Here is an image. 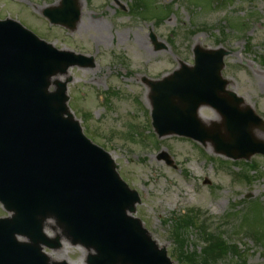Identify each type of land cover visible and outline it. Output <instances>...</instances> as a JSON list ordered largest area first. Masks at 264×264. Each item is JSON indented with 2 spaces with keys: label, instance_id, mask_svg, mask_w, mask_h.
Wrapping results in <instances>:
<instances>
[{
  "label": "rangeland",
  "instance_id": "1",
  "mask_svg": "<svg viewBox=\"0 0 264 264\" xmlns=\"http://www.w3.org/2000/svg\"><path fill=\"white\" fill-rule=\"evenodd\" d=\"M77 1L81 14L72 29L51 25L41 16L44 8L59 6L61 0H0V18L20 21L56 48L94 58L92 66H72L60 75V80L71 78L68 106L84 134L109 152L121 178L137 190L141 202L133 215L175 264L179 263L172 257L176 243L170 219L185 217L182 213L189 208H199V217L183 230L187 251L201 253L203 243L194 229L205 223L219 228L226 247L236 246V255L227 253L214 264H264V156H250L247 161L256 166L249 168L215 154L210 143L158 137L145 103L148 88L142 82L144 76L157 79L172 72L180 61L191 65L197 44L223 47L230 51L222 69L227 88L264 119V0H214L212 5L211 0ZM169 4L164 14L160 7ZM151 15L162 19H143ZM238 23L242 26L234 27ZM150 32L162 48H155ZM200 112L208 125H220L211 108L203 106ZM219 132L223 135V126ZM254 132L264 141V130ZM162 152L175 167L157 158ZM6 215L0 206V216ZM247 230L258 237L249 232L238 239ZM46 232L54 238V231ZM45 252L60 257L55 261L73 264H85L88 253L66 240Z\"/></svg>",
  "mask_w": 264,
  "mask_h": 264
},
{
  "label": "water",
  "instance_id": "2",
  "mask_svg": "<svg viewBox=\"0 0 264 264\" xmlns=\"http://www.w3.org/2000/svg\"><path fill=\"white\" fill-rule=\"evenodd\" d=\"M61 7L44 14L74 27L78 5L63 0ZM225 54L197 45L193 66L181 63L161 80L143 79L153 126L159 135L211 141L216 153L248 159L264 154V142L253 135L256 128L264 130V122L225 89ZM91 60L55 49L15 21L0 20V201L14 212L0 218V264H49L39 244L57 247L61 237L93 249L88 264H172L140 220L127 214L134 212L138 194L119 178L109 154L83 135L66 106V81H53L56 89L48 91L52 76ZM202 105L215 109L222 123L203 124L197 115ZM220 126L224 135L215 132ZM158 158L171 163L165 153ZM51 218L61 230L54 239L43 233ZM16 234L29 242L17 241Z\"/></svg>",
  "mask_w": 264,
  "mask_h": 264
},
{
  "label": "trees",
  "instance_id": "3",
  "mask_svg": "<svg viewBox=\"0 0 264 264\" xmlns=\"http://www.w3.org/2000/svg\"><path fill=\"white\" fill-rule=\"evenodd\" d=\"M257 204L253 202V206ZM249 214V213H248ZM198 217L189 212L185 217H180L175 221L173 227V235L178 241L177 256L181 264H214L215 261L224 256L227 253H232L236 255L235 245H229L226 247L225 241L221 238V233L218 230L211 231L202 223L200 225V233L205 235V246L202 248V251L199 255H196L194 252H189L185 249V242L182 239V234L184 229L187 226H191L196 221Z\"/></svg>",
  "mask_w": 264,
  "mask_h": 264
},
{
  "label": "bare ground",
  "instance_id": "4",
  "mask_svg": "<svg viewBox=\"0 0 264 264\" xmlns=\"http://www.w3.org/2000/svg\"><path fill=\"white\" fill-rule=\"evenodd\" d=\"M98 25V24H97ZM99 26H101V25H98V26H96V27H99ZM145 103H146V105H148V100H147V98L145 99ZM199 115H200V117L203 119V120H205L204 118H203V116L201 115V112H199ZM258 137H262L261 135H259V134H256ZM49 256H50V258L53 260V259H58V258H60L59 256H56L55 254H53V253H51V254H49Z\"/></svg>",
  "mask_w": 264,
  "mask_h": 264
}]
</instances>
